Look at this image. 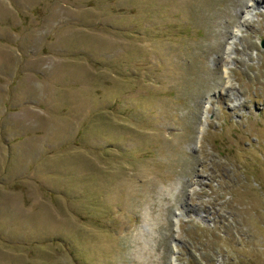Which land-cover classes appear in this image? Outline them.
<instances>
[{
    "label": "rangeland",
    "instance_id": "obj_1",
    "mask_svg": "<svg viewBox=\"0 0 264 264\" xmlns=\"http://www.w3.org/2000/svg\"><path fill=\"white\" fill-rule=\"evenodd\" d=\"M263 40L264 0H0V264H264Z\"/></svg>",
    "mask_w": 264,
    "mask_h": 264
},
{
    "label": "bare ground",
    "instance_id": "obj_2",
    "mask_svg": "<svg viewBox=\"0 0 264 264\" xmlns=\"http://www.w3.org/2000/svg\"><path fill=\"white\" fill-rule=\"evenodd\" d=\"M240 28H241V25H239V26L236 27L237 32L240 31ZM178 217H179V216H178ZM176 221H179L178 218L176 219Z\"/></svg>",
    "mask_w": 264,
    "mask_h": 264
},
{
    "label": "water",
    "instance_id": "obj_3",
    "mask_svg": "<svg viewBox=\"0 0 264 264\" xmlns=\"http://www.w3.org/2000/svg\"><path fill=\"white\" fill-rule=\"evenodd\" d=\"M262 47L264 48V40L262 41Z\"/></svg>",
    "mask_w": 264,
    "mask_h": 264
}]
</instances>
